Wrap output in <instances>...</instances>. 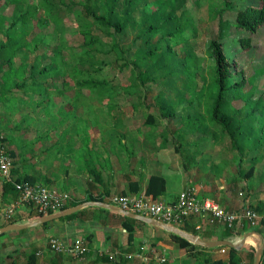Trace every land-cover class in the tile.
Instances as JSON below:
<instances>
[{"label": "rangeland", "instance_id": "obj_1", "mask_svg": "<svg viewBox=\"0 0 264 264\" xmlns=\"http://www.w3.org/2000/svg\"><path fill=\"white\" fill-rule=\"evenodd\" d=\"M31 1L36 4L39 0ZM226 1L167 0L164 10H170V6L175 5L179 11L180 23L184 27L182 37L189 42L191 48L202 60L193 77L187 81L189 99L201 96V90L207 88L210 71H213L214 68V60L209 53V48L211 41L218 37L217 14L223 9L224 18L234 22L237 11L250 6H260L256 0H229L236 4V8L229 11L224 10ZM4 2V0L0 2V13L11 18L14 7H9ZM77 10L78 12L68 11L67 14L59 13V16L62 17L59 27H56L54 22L42 30L34 29L32 35L24 38L25 43L30 46V52L21 48L16 58L17 65L28 61L30 64L38 63L40 67L50 65L52 58L57 59L58 67L64 74L58 82H53L49 86L52 102L49 111L44 110L46 107L42 103L44 111H41V108L36 109L34 103H26L24 106L16 108L18 126L30 130L28 139L32 138L33 145L41 153L43 162L47 159L54 161L53 156H56L55 163L58 166L63 165L65 168L68 166L71 168L70 157L67 156L68 149H71L72 154L75 152L76 155L84 153L86 148L95 146L92 143L94 140L91 135L104 137L106 150L114 146L117 148L118 141H113V138L119 135L127 136L130 134L126 132L127 129H131L134 132L130 135H135L137 142H132L131 145L123 144L125 155L127 153L138 155L146 162L148 152L151 153L149 157H153L152 155L155 154L154 158L160 157L159 159L162 162L166 160L167 164L171 156L176 157L182 169L185 170L187 163L190 170L196 171L195 175L200 190L197 189L201 196L203 194L200 191L203 190L210 197L219 201L218 195L223 193L232 199L231 208L238 209L245 200L251 202L253 207L264 203V161L257 164L254 177L246 179L240 173V167L244 172H248L252 167L253 154L246 156L241 163V156L232 149L228 138L220 133L197 132L194 134L190 131V125L194 122L195 117L201 118L198 112L205 113V110L199 108L198 101H195L193 108H189L187 111L185 106L190 104L189 100L178 106L179 94L184 87L182 83L177 86L178 88L169 87L165 79L160 76V72L141 74L134 68L138 50V44H133L138 33L134 27L130 26L127 31L118 36L124 58H119L112 51L102 55L106 64L97 78L110 83V86L114 88L112 94L114 96L98 95L88 88L81 89L78 86L77 78L73 77V74L79 64L78 58L82 53L79 47L84 37L79 33V21L77 20V15L82 12V8L78 7ZM38 33L42 34L44 44L41 42L38 47H35L34 36ZM234 36L238 39H250L251 46L243 49L239 44L227 41L225 52L230 61L236 62L238 69L243 71L247 77H252L256 72L260 73L261 77H258L254 84L257 88L255 96L264 98V27L257 34L231 28L229 39L232 40ZM100 38L106 45H110L112 42L106 34H102ZM189 47L180 43L174 48V52L179 59H182L191 49ZM52 48L58 49L56 51ZM107 50L108 48H106ZM56 53L59 54V57L56 56ZM138 64L143 65L141 62ZM203 70L206 80H203L201 76ZM41 79V77L36 78L39 82ZM78 79L84 80L87 77L83 75ZM16 93L19 98L24 97L22 91ZM207 95L203 94V97L207 99ZM40 98L44 97L36 95L35 101L41 100ZM165 104L177 108L174 117L166 119L162 116L161 107ZM111 108H113L112 111ZM150 115H153L156 121L152 126L146 124ZM205 116V123L210 124L209 118L207 115ZM98 130L101 133H98ZM161 146L163 148L159 149L160 151L157 153ZM41 169H45V164H42ZM48 173L49 171L46 170V176ZM54 188L57 190L50 189L60 193L67 191L57 186ZM128 193L131 192L128 191ZM241 193L245 194L243 202L240 197ZM260 216L263 220L264 214H260ZM52 226L54 224L48 227L50 232L47 231L46 235H42L38 241L34 239L30 242L28 238L32 237H27L28 240L22 245L18 242L16 246L10 248V252L15 258L20 254L18 264H25L29 254L36 253L37 255L39 252L44 255L37 256L38 264H54L52 263L54 259L45 253L52 237L62 238L68 242L80 237L85 238L83 235L85 233L71 234V237L63 236L50 230L53 228ZM263 227L261 221L257 230H261ZM44 230L46 232V229ZM14 248H17L16 252L18 253L14 251ZM225 257L223 255V258ZM4 260L7 264V258L4 257ZM60 262L65 264L61 260Z\"/></svg>", "mask_w": 264, "mask_h": 264}, {"label": "trees", "instance_id": "obj_2", "mask_svg": "<svg viewBox=\"0 0 264 264\" xmlns=\"http://www.w3.org/2000/svg\"><path fill=\"white\" fill-rule=\"evenodd\" d=\"M2 1L0 0V2ZM4 1L9 7H14V12L11 18L0 13L1 103L9 101L11 97L15 96V91L20 90L24 94V97L21 96L18 100L20 107L26 103H34L36 109L41 108V111L50 110L52 102L49 86L53 82H58L64 76L58 67L59 62L57 59L52 58L51 64L43 67H40L38 63L30 64L28 61L17 65L16 58L21 48L30 52V46L25 43L24 38L32 35L34 29L42 30L54 22L56 27H59L62 23V17L59 16V13L62 12L63 14L65 12L67 14L68 11L72 10L78 12L77 8L81 7L82 12L77 15V20L79 21V33L84 37V40L79 47L82 51L78 58L79 64L73 74V77L77 78V84L81 89L88 88L98 95L114 96H112L114 88L110 86V83L97 78V75L102 73L106 64L102 55L112 51L119 58H124L118 36L127 31L130 26L134 27L138 30L133 43L134 45L138 44L134 68L141 74L160 72V76L165 79L169 87L178 88L177 86L182 83L184 87L179 94L178 106L189 100L190 104L185 106L187 111V109L193 108L195 101H198L199 108L205 110V113L198 112L201 118L195 117L194 122L190 125V131L194 134L197 132L204 134L209 132L213 134L220 133L228 138L232 149L241 156V163L246 156L253 154L251 169L244 172L240 167V173L246 179L254 177L257 164L264 161V98H256L257 88L254 85L257 78L261 76L259 72H256L252 77H247L243 71L238 69L236 62L230 61L225 52V47L227 41L239 44L243 49L251 46L250 39H238L234 36L230 40V30L234 28L257 34L264 27V0H256L260 3L259 7L250 6L237 11L234 22L224 18L223 9L217 14L219 20L218 37L211 41L209 48V53L214 60V68L213 71H210L207 88L201 90V96L190 99L188 97L187 81L190 77H193L202 60L191 48L189 42L182 37L184 27L180 23L179 11L175 5L170 6V10H164L167 0H39L36 4H33L31 0ZM235 8L236 4L233 1L227 0L225 2L224 10L231 11ZM102 34H106L111 38L110 45L103 43L102 38H100ZM41 42L44 44L42 34H35V47H38ZM180 43H184V45L191 48L182 59H179L174 52V48ZM106 48H108L107 51ZM52 49L57 51L58 48ZM56 56L59 57V54L56 53ZM139 62L143 65L138 64ZM83 75H86L87 79L79 80L78 78ZM201 76L203 80H206L204 70ZM38 77L42 78L40 82L36 80ZM203 94L207 95V99L203 97ZM36 95L44 98L35 101ZM41 103L46 107L44 110ZM176 109L172 105L165 104L161 107L162 116L166 119L172 118L176 115ZM112 110L113 108H111ZM205 115L209 118L210 124L205 123ZM155 122L153 115L148 116L147 125L152 126ZM0 141H5L1 132ZM10 153L14 158V163L17 162L15 153ZM86 167H89L87 168L89 174L94 176L96 181L102 182V173L94 164L91 163ZM19 181L38 184L29 178ZM129 186L133 193L145 192L156 199L166 193V180L158 175L151 176L144 190L139 183L131 182ZM4 188L5 193L15 191L11 184L5 185ZM88 201L104 202L103 199L94 198H89ZM75 206L77 204L72 203L66 209ZM254 209L259 214H264V203L258 204ZM97 210L111 213L102 208H97ZM83 213V211H79L60 220H70ZM114 215L123 218L122 225L129 234V242H133L136 225L144 223L119 214ZM42 217L44 216L39 214L32 219L38 220ZM54 223L55 221L46 223L43 227L47 228ZM262 223L264 225V220H262ZM185 231L189 232L188 229H185ZM232 234V231H229V235ZM3 236L5 234L0 238ZM171 239L189 253L192 250L201 249L176 234L172 233ZM19 255L16 258L9 255L7 264H18ZM58 256L67 257L65 255ZM255 258L256 251L252 249L250 254L252 264H255ZM26 259V264H38L36 253L29 254ZM242 261L241 252L230 249L228 261L220 259L213 261L211 264H242ZM106 263H111V261L109 256L104 255L102 256V264ZM262 264H264V253Z\"/></svg>", "mask_w": 264, "mask_h": 264}, {"label": "crops", "instance_id": "obj_3", "mask_svg": "<svg viewBox=\"0 0 264 264\" xmlns=\"http://www.w3.org/2000/svg\"><path fill=\"white\" fill-rule=\"evenodd\" d=\"M17 91L19 92L20 90H16L15 96L11 97L9 101L0 102V132L2 138H5L3 142L5 148L9 152H14L17 157V162L14 163L15 167L13 169V175L17 181L29 178L35 183L44 186L47 184L53 190H57L54 186L60 187L67 191L62 193L55 192L59 194H70L73 199L72 203L77 204V206L84 203H93L94 201H88L89 198L103 199L107 203L114 195L136 194L131 191L130 183H139L143 186L144 190L153 175L161 176L166 180V193L160 198L168 202L177 201L181 192L189 186L199 189L195 175L196 171L190 170L187 163L185 164V170L182 169L176 157L169 156L170 158L167 164V161L162 162L158 155L159 158H154L155 154L152 155L153 157H149L151 153L148 152L146 162L142 157H138V155L134 156V154L129 155L128 153L125 155L123 144L131 145L132 142H137L136 136L130 135L134 132L131 129H127L126 131L130 133L129 135H119L113 138V141H118L117 148L114 146L106 150L104 147L106 143L105 138L101 135H91L94 140L92 143L95 146L86 148L84 153L82 152L83 154L76 155V152L72 154L71 149H68L67 156L70 157L69 164L71 168L69 166L65 168L63 165L58 166L55 163L57 160L56 156H53L54 161L47 159L43 162L41 153L33 145L32 138L28 139L30 130L18 126L16 108H20L18 102L20 98L17 96ZM97 132L101 133L99 130ZM161 148L163 147L158 148L157 153H159V149ZM91 163L102 173V182L96 181L95 177L89 174L87 169L89 167L86 166H89ZM42 164H45V169H41ZM46 170L49 171L47 176ZM5 185L0 182V228L9 224L22 225L35 221L32 218L39 215V213L35 208L29 206H19L10 220L4 217V210L11 203L18 200V193L16 191L5 193ZM128 191L131 193H128ZM200 193L203 194V196L199 194L202 198L216 200L203 190ZM218 199L219 201L216 200L218 203L227 210L232 211L242 209L245 204V199L242 198V202H244L240 204L238 209H234L231 208L232 199L229 196L220 193ZM97 208L100 207L89 204L83 210H80V212H84L83 214L70 220H56L54 226H52L53 228L50 229L63 236L85 233L83 235L88 239L89 248L91 249L88 258L85 261H80L71 257L55 255L46 249L45 253L47 256L54 259L52 263L56 261L57 264H61V260L65 264L68 262L70 264H102V256H109L115 251L135 252L144 242L148 241L166 250L167 264H211L213 261L220 259L224 261L229 260L230 248L228 247L226 248L225 254L221 253V248L207 249L203 247L192 250L189 253L172 241L171 232L144 222V224L136 225L134 240L133 242H129V234L122 225L123 218L114 215L117 213L111 211V213L101 212ZM200 225H202V229H198ZM44 229H46V232ZM179 229L182 231L188 229L189 232H185L193 236H198L206 241L231 240L233 242H241L248 233L252 232L250 230H243L238 233L232 231L233 234L229 235V231L231 230L223 227L206 226L203 223L201 224L198 219H193L183 226H179ZM47 231L50 232L48 227L44 228L41 225L22 231L6 233L5 236L0 238L1 264H6L4 257L7 258L9 255H12L10 248L16 246L18 242L22 245L28 239L30 242L34 239L38 241L42 235H46ZM256 232L260 235H253H257L260 238V245L256 246L252 242L246 243L240 250L243 259L242 264H252L250 260L251 250L254 249L257 253V250L262 247L264 242V227ZM27 237L32 238L27 239ZM16 249L14 248L15 252L17 251ZM223 255L226 257L223 258ZM106 264L138 263L124 260L120 263L111 262Z\"/></svg>", "mask_w": 264, "mask_h": 264}, {"label": "built area", "instance_id": "obj_4", "mask_svg": "<svg viewBox=\"0 0 264 264\" xmlns=\"http://www.w3.org/2000/svg\"><path fill=\"white\" fill-rule=\"evenodd\" d=\"M14 158L0 141V182L11 184L18 193V200L11 203L4 210V217L10 220L19 206L35 208L40 215L63 212L71 205L73 199L70 194H59L48 187L30 182H19L14 178ZM240 197L245 199V194ZM108 204L123 211L153 219L179 229L185 223L198 219L201 224L211 227H223L234 233L243 230L258 229L262 218L252 204L245 200L240 210H227L216 200L202 198L195 187L185 188L175 202H168L161 198H153L145 192L133 195H114ZM67 210V209H66ZM202 229V225L198 227ZM55 255H65L80 261H85L91 252L86 238H78L68 242L62 238L52 237L47 248ZM166 250L154 243L144 242L135 252L115 251L109 255L111 262L120 263L124 260L138 264H167ZM221 253L226 248L221 247ZM38 257L42 253H37Z\"/></svg>", "mask_w": 264, "mask_h": 264}, {"label": "water", "instance_id": "obj_5", "mask_svg": "<svg viewBox=\"0 0 264 264\" xmlns=\"http://www.w3.org/2000/svg\"><path fill=\"white\" fill-rule=\"evenodd\" d=\"M89 204L98 206V207H100L102 209H105V210H108V211H111V212H114V213H117V214H121L123 216H126L128 218H132V219L140 221V222L147 223V224H149L151 226L162 228V229H164V230H166L168 232H171L173 234H176V235L188 240L189 242H191L192 244H194L196 246L207 248V249L228 247L230 249H235L237 251H240L246 245L247 238L249 236H251L253 234L260 235L256 231L255 232H250V233H248L247 236H245L241 240V242H233L231 240L206 241V240L201 239L198 236H193V235H191V234H189V233H187L185 231H182V230H180L178 228H175V227H172V226H168L166 224L157 222V221H155L153 219H150V218H147V217H143V216H140V215H137V214H133V213H130V212L123 211V210H121V209H119L117 207H114V206H112V205H110L108 203H105V202H93V203H84V204L69 208V209H67V210H65L63 212L50 214L48 216L42 217V218H40L38 220H35V221L27 223V224H22V225L9 224V225H7L5 227L0 228V236L6 234L8 232H11V231H22V230H26V229H29V228H34V227H37V226L44 225L46 223H50V222L65 218L67 216H71V215L79 212L80 210H83ZM263 253H264V242L262 244V247H260L257 250L255 264H262Z\"/></svg>", "mask_w": 264, "mask_h": 264}, {"label": "bare ground", "instance_id": "obj_6", "mask_svg": "<svg viewBox=\"0 0 264 264\" xmlns=\"http://www.w3.org/2000/svg\"><path fill=\"white\" fill-rule=\"evenodd\" d=\"M247 242H252V243L256 244V246H259L260 245V238L257 235H252V236L248 237Z\"/></svg>", "mask_w": 264, "mask_h": 264}]
</instances>
